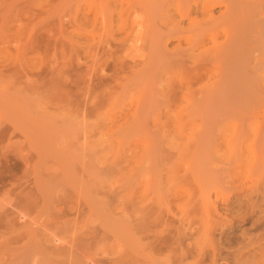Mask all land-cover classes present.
Segmentation results:
<instances>
[{"label":"rangeland","instance_id":"rangeland-1","mask_svg":"<svg viewBox=\"0 0 264 264\" xmlns=\"http://www.w3.org/2000/svg\"><path fill=\"white\" fill-rule=\"evenodd\" d=\"M0 264H264V0H0Z\"/></svg>","mask_w":264,"mask_h":264},{"label":"bare ground","instance_id":"bare-ground-1","mask_svg":"<svg viewBox=\"0 0 264 264\" xmlns=\"http://www.w3.org/2000/svg\"><path fill=\"white\" fill-rule=\"evenodd\" d=\"M19 212H20L21 214L23 213V212H21V211H19ZM24 213H25V212H24ZM19 216H20V215H19ZM24 216H25V215H24ZM55 237H56V236H55ZM55 240H58V241H60V242L63 241V240H61L60 238H57V239H55ZM63 242H65V241H63ZM57 243L59 244V242H57ZM57 243H56V244H57ZM61 243H62V242H61ZM56 246H57V245H56ZM73 248H74V247H73ZM73 248H72V249H73ZM89 256H90V255H89ZM86 258H87V256H86ZM90 259H91V258H90ZM86 260H87V259H86ZM89 261H91V260H89ZM93 262H94V261H93ZM90 263H91V262H90Z\"/></svg>","mask_w":264,"mask_h":264}]
</instances>
